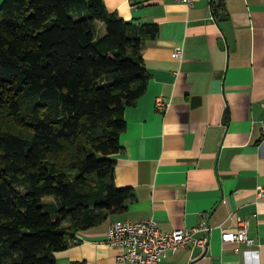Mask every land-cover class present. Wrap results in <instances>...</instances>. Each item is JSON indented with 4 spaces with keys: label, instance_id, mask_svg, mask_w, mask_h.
Masks as SVG:
<instances>
[{
    "label": "crops",
    "instance_id": "obj_1",
    "mask_svg": "<svg viewBox=\"0 0 264 264\" xmlns=\"http://www.w3.org/2000/svg\"><path fill=\"white\" fill-rule=\"evenodd\" d=\"M103 1L124 20L159 28L144 42L150 77L125 108L115 154V183L134 197L77 231L55 264H126L107 245L108 227L149 218L163 231L211 227L206 250L179 247L158 264H264V0ZM157 97L168 102L163 112ZM244 218L254 243L222 241Z\"/></svg>",
    "mask_w": 264,
    "mask_h": 264
},
{
    "label": "trees",
    "instance_id": "obj_2",
    "mask_svg": "<svg viewBox=\"0 0 264 264\" xmlns=\"http://www.w3.org/2000/svg\"><path fill=\"white\" fill-rule=\"evenodd\" d=\"M158 32L103 0H3L0 264H55L77 231L133 199L115 183V154Z\"/></svg>",
    "mask_w": 264,
    "mask_h": 264
},
{
    "label": "built area",
    "instance_id": "obj_3",
    "mask_svg": "<svg viewBox=\"0 0 264 264\" xmlns=\"http://www.w3.org/2000/svg\"><path fill=\"white\" fill-rule=\"evenodd\" d=\"M190 4L193 0H175ZM177 57L182 56V46L175 48ZM168 102L161 97L156 98L157 110L163 112ZM259 194L264 195V188ZM249 220H239L238 228L235 231L222 233V241L244 242L252 245L253 239L249 237ZM211 227L206 220L199 225L189 228H175L170 231H163L159 228L154 218L143 220H115L106 232V242L113 248L115 258L126 264H158L169 252L179 247L197 245L206 250L209 242L208 232ZM198 233H201L198 235Z\"/></svg>",
    "mask_w": 264,
    "mask_h": 264
}]
</instances>
